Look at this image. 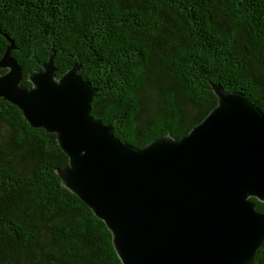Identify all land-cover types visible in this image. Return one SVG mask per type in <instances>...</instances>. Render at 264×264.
Segmentation results:
<instances>
[{
  "label": "trees",
  "instance_id": "trees-1",
  "mask_svg": "<svg viewBox=\"0 0 264 264\" xmlns=\"http://www.w3.org/2000/svg\"><path fill=\"white\" fill-rule=\"evenodd\" d=\"M9 48L26 88L51 59L58 78L77 69L96 90L91 114L138 149L187 136L217 87L264 112V0H0V58ZM68 165L55 134L0 98V264H123L62 184Z\"/></svg>",
  "mask_w": 264,
  "mask_h": 264
},
{
  "label": "water",
  "instance_id": "water-1",
  "mask_svg": "<svg viewBox=\"0 0 264 264\" xmlns=\"http://www.w3.org/2000/svg\"><path fill=\"white\" fill-rule=\"evenodd\" d=\"M9 48L0 98L32 128L55 134L69 165L62 184L101 219L123 264H253L264 243V112L240 92L215 89L217 106L180 140L142 149L92 114L96 90L53 59L22 85Z\"/></svg>",
  "mask_w": 264,
  "mask_h": 264
}]
</instances>
